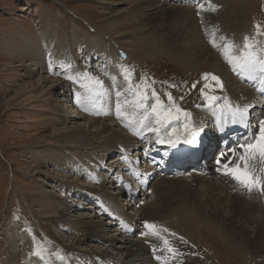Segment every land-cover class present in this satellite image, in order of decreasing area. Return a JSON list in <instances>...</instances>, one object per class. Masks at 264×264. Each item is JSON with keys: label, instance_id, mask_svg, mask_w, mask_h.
<instances>
[{"label": "rangeland", "instance_id": "374dc122", "mask_svg": "<svg viewBox=\"0 0 264 264\" xmlns=\"http://www.w3.org/2000/svg\"><path fill=\"white\" fill-rule=\"evenodd\" d=\"M197 1H166L164 6L167 8L173 5L180 9H165L158 15L150 10L158 5L155 4L157 0H149L151 6L145 0H0V264H26L29 260L37 264H124L121 257H126L128 251L114 249L119 245L117 240L96 239L90 227L76 222L81 215L92 217L96 223H110L105 232H99L101 237L113 235L118 238L116 234H122L123 238L130 241L127 243L128 248L136 249L134 243L139 242L146 250L143 257L148 258L151 253L141 236L144 239L159 236V219L174 207L172 203L177 201L179 193L184 194L186 201L192 203L199 196L206 199L208 195L217 194L221 187L224 192L219 193L220 197L226 191L231 196L242 198V201L259 205L264 212V194L261 195L260 190L247 192L230 176L216 171L218 154L214 145L217 139L208 144L209 157H201L195 168H186L187 165L177 175L158 172L147 190L140 189L139 197L136 198L137 208L140 210L144 202L152 198V208L155 209L152 213L146 212L145 219L137 223L132 220L135 218L133 212L127 218L122 217L129 227L136 224L141 231H132L130 235L123 232L120 234L121 226L117 228L113 224L119 220L113 221L107 216L108 211L117 212L118 206L123 207L130 197L128 192L120 188L122 184L115 177L127 178L126 165L129 170L131 167L127 161L123 162L126 159L122 152L129 153L132 144L138 142L149 155L148 150L157 141V134L147 131L139 123L144 112L133 103L135 85L140 84L143 88L144 83H147L149 109L151 103L155 102L151 98L154 89L165 105L168 104L165 92H169L175 104L191 114L188 119L181 116L178 122H173L172 127L167 129L171 132L175 128L181 133L173 137L188 138L182 134L184 123L191 124L194 132L199 128L207 131L212 126L209 117L216 115L215 108L225 104L224 98L232 106L236 103H249L250 98L254 100L251 106L258 105L255 104V91L239 81L238 76H242L233 71L225 58L223 65L226 73L223 72V75L218 68L207 63L191 62L178 56V50H172L167 43V39L172 38L183 45L184 42L188 43L190 34L193 37L204 34L205 40L199 38L205 43L203 49L221 59L220 49L224 41L216 40L214 47L210 40L217 38L223 25L228 26V30L236 28L239 16L234 13L233 2L225 4L224 0L211 1L215 9L211 10L206 5L209 0ZM201 3L206 6L203 10L199 9ZM181 9H186V14ZM241 12L246 17L249 29L225 32L222 36L227 34V41L236 44L237 53L243 46L244 37H250V42L255 45L254 53L259 60L264 61V0H250ZM256 24L260 25L259 36L255 35ZM125 69L128 70L130 82L124 79ZM203 73L216 75L223 85L222 89L212 87L208 90L210 95L221 98L215 102L214 109L205 105L200 94L204 83L214 85L210 79H202ZM227 73L235 82L229 80L226 83ZM142 77L147 78L146 81H142ZM93 78L102 81L103 87L95 84ZM51 80H57L59 88L52 90ZM194 83L197 85L195 88L192 87ZM259 86L262 87L261 84ZM117 91L121 93L119 97L116 96ZM96 92L101 95L93 103L92 94ZM256 100L262 107L250 108L248 113L251 117L258 111L264 112V103L259 97ZM117 103L121 105L120 118L116 114ZM85 108L88 110L85 111ZM73 113L94 119L96 127L101 126L103 120L113 129L121 131L123 136L118 135L116 139H75L80 136L78 129H83L87 124L82 119L72 118ZM67 116V119L64 118ZM255 118L256 115L253 121ZM146 123L148 127H154V117H149ZM134 129L143 135H135ZM163 133L164 129L161 130ZM114 149L116 152L109 153ZM234 149L238 153L241 151L236 147ZM141 150L137 151L138 155ZM135 153H130L132 165L135 159L136 164H139L140 157L137 158ZM250 163H254L257 174L264 177V171H261L264 163L259 162V158ZM205 164L213 166L207 173L201 171ZM144 165L147 163L139 164L140 167ZM132 176L138 178L137 183L143 177ZM100 180L103 182L101 186ZM169 180L176 189L174 194L165 184ZM213 185L218 189L215 190ZM120 191H124V194H120ZM89 192L92 194H87ZM205 192L210 193L207 195ZM113 194L119 199L116 206L111 198ZM125 211H131V208L127 207ZM223 212L226 214L227 209ZM117 217L122 219L118 212ZM209 218H216V212ZM145 221L157 225L158 234L143 229ZM214 222L218 221L213 220L216 226ZM234 224L236 220L232 223L233 229L236 227ZM165 229L171 230V234H165L171 243L162 240L152 242L159 260L165 255V249L172 248L173 251H169L167 256L173 260L180 259L181 264L264 263L262 236L255 239L251 233L253 239H247L246 243V237L238 236L233 230L244 246L235 247L228 239H223L199 223L191 213L188 217L173 219L172 225ZM140 232L146 234H141L139 238ZM77 239L82 241L80 245L74 244ZM258 240L261 246H258ZM88 245L94 249L84 250ZM101 249L110 255L100 257L98 252ZM34 251L42 252L43 258L35 256ZM109 258L118 262L110 261ZM150 260L142 259L141 264L155 263ZM132 264L139 263L136 261Z\"/></svg>", "mask_w": 264, "mask_h": 264}, {"label": "bare ground", "instance_id": "6f19581e", "mask_svg": "<svg viewBox=\"0 0 264 264\" xmlns=\"http://www.w3.org/2000/svg\"><path fill=\"white\" fill-rule=\"evenodd\" d=\"M138 2L139 1H144V0H137ZM147 2V4L149 6L150 3H149V0H145ZM166 1H169V0H157V3L155 4H158L157 6L155 7H152L150 10L153 11V13H157L158 15H161L165 9H169V10H178L180 9V7H175V6H170V7H166L164 5H166ZM171 1V0H170ZM179 1V0H178ZM211 1H216V0H211ZM250 1V0H249ZM248 0H224V3L227 4V3H232L233 2V5H234V13L237 14L239 17L237 19V23H236V28H228V26H224L223 25V30L220 29V34L217 35V38H215V40H219V41H222L220 39V37L222 36L223 33L225 32H230V33H234L237 29H242V30H248L249 29V26H248V23H246V17L245 15L241 12V10L243 8H245L246 4L249 2ZM145 3V2H144ZM143 3V4H144ZM207 7L209 5V2L208 4H206ZM206 8V6L204 7V9ZM182 11L185 12L186 14V9H181ZM189 13V11H187ZM189 15V14H188ZM175 16V15H174ZM177 16V15H176ZM183 16V15H182ZM187 16V15H186ZM181 17V16H180ZM179 17V18H180ZM174 18V17H173ZM182 19V18H180ZM188 19V17H187ZM189 20V19H188ZM183 21V20H182ZM174 22V21H173ZM176 23V22H175ZM181 24V23H180ZM176 25V24H175ZM185 25V24H184ZM185 27V26H184ZM184 29V28H183ZM186 29V28H185ZM197 29V28H196ZM182 30V29H180ZM192 30V29H191ZM225 30V31H224ZM172 31V30H171ZM194 31V30H193ZM223 31V32H222ZM157 32V31H156ZM161 32V31H160ZM173 32V31H172ZM191 32V31H190ZM175 33V32H174ZM179 33V32H178ZM198 33V31H197ZM196 33V34H197ZM219 33V32H218ZM160 34V33H159ZM194 34H195V31H194ZM201 34V33H200ZM158 36V35H157ZM162 36V34H161ZM196 36V35H195ZM225 36H228L227 34ZM224 36V37H225ZM176 37V36H175ZM203 40L204 39V34H201L200 36L198 35V37H193V34H190L189 37H188V43L182 45L178 42L173 41L172 38H169L167 39V43L169 44V46L171 47L172 50H178L177 53H178V56L180 57H183L187 60H191V62H195V61H200L203 62V63H207L209 64V66H214L216 68H218L222 73H226L225 72V68H224V65H223V62H224V57L222 56L221 59L217 57L216 54H214L213 52L212 53H209L207 52L206 50H204L203 48V45L205 44L204 41L202 40V42L199 40V38H201ZM161 38V37H160ZM162 39V38H161ZM165 39V38H164ZM163 39V40H164ZM213 39V38H212ZM166 42V41H165ZM182 43V41H181ZM225 43V41H224ZM244 43V41L242 42V44ZM239 44V43H238ZM236 45V44H235ZM168 47V46H167ZM174 48V49H173ZM206 48V47H205ZM210 51V49H209ZM237 51V50H236ZM197 63V62H196ZM198 63V64H199ZM225 64V63H224ZM204 65V64H203ZM223 73V75H224ZM243 77H246V78H250L247 74H240ZM44 80V79H43ZM225 80H226V83L231 80V76L227 73L226 74V77H225ZM250 80H254V81H257V79H255V77H252L250 78ZM51 84L53 85L52 87V90H56V87H58V81L57 80H51ZM235 82V81H233ZM60 83V82H59ZM261 83L257 82V86H258V90H260V85ZM58 90V89H57ZM255 94V104H258V105H255V106H251L254 102L253 98H250V102L249 103H236L235 106H232L233 109H236V108H240V109H244L245 107L249 108V110L247 111V117L249 115V119L251 118H254V116L256 115V119L258 120V122L260 120H264V112H256L254 113V115L251 117L250 114L248 112H250V108L252 107H256V108H260L262 107L261 105L262 104H259L258 101L256 100L257 99V94ZM50 98V97H49ZM260 105V106H259ZM258 106V107H257ZM214 109V107H213ZM213 109H211V111H213ZM217 111H219L220 106L218 108H215ZM67 110V109H66ZM217 111H216V114H217ZM131 113V112H130ZM226 114H230L228 111L226 112ZM131 115V114H130ZM136 115V114H135ZM215 115V114H213ZM211 116L209 117V120H210V126H211V119L214 117V116ZM231 115V114H230ZM72 118H79V119H82L85 121V124H87L86 126H84L83 129H78L79 131L78 132V135H80L79 137H75V139H78V138H84V139H89V140H92V139H95L96 138H115L116 136L118 135H122V132L119 131V130H115L112 128V126L108 123H105L103 120L101 121V126H95L96 125V121L94 119H86L83 115L79 114V113H73L72 115ZM138 116V115H136ZM134 117V116H133ZM216 117V116H215ZM64 118H68L67 117H64ZM125 118V117H124ZM129 118V117H128ZM130 119V118H129ZM128 120V119H127ZM30 122V121H29ZM107 122V121H106ZM206 122V121H204ZM255 123V124H250L249 126H245L243 125V127L240 129V130H237V131H234L233 133L237 134V135H240L243 131V129H246L247 130V134L249 135L250 133H255L258 131V124L259 123ZM112 124V123H111ZM240 125V123H238ZM215 125H216V129H218L219 127H223L224 128V131L223 132H226V131H229L231 130V126H234L235 124H233L232 122L230 121H227V120H224V121H221L220 119L216 118V122H215ZM115 127V126H114ZM213 124L212 126L207 130L205 131V129H202V128H199L197 131H196V139L198 140L199 144L198 146H201L202 143L204 142L205 145L203 146V148L200 150V151H196V154L195 156L199 155V154H204V151L207 147V149L209 148V145L208 144H212V142L216 141L218 139V137L216 136L215 134V130L213 128ZM228 128V129H227ZM212 131V132H211ZM210 132V133H209ZM143 133V132H142ZM91 134V135H90ZM235 134H232L230 135V137L234 136ZM143 135V134H142ZM141 135V136H142ZM164 135V133L162 134ZM123 136V135H122ZM246 137V136H245ZM119 138V137H118ZM121 138V137H120ZM166 138V137H165ZM116 139V138H115ZM174 140H179L180 142H185L186 140H191V138H181V137H173ZM108 140V139H107ZM106 140V141H107ZM227 140V138H223L220 140L221 141H225ZM241 139H239L237 142H239ZM73 143V142H72ZM88 143V142H87ZM93 143V141H92ZM95 143V142H94ZM157 143V142H156ZM187 143V142H186ZM104 144V143H103ZM158 144V143H157ZM189 147H186L184 146V148L188 149V148H194L196 146H193L191 143H188ZM163 145H167V143H164ZM230 145V144H229ZM142 145L139 144L138 142H135L132 144L131 146V150L128 152H122L123 154H125V159L127 161V164H131V167H130V174L134 175V176H139V175H144V173H148V174H145L142 178H140L139 182L137 183V187L139 184H144V185H147L148 183H150V180H153V177L154 175H157V173L159 171H161L160 167L159 169L157 170H154L153 168H149V164H153L155 165V162L156 161H152L150 162L149 164L147 163V165H144V167H140L139 164H136L137 162V159H135V163H133L132 165V159H131V155L130 153L133 152V151H136V155H138V150H140L142 147ZM155 147H153L151 149V152L149 153L148 157H150V159H154V156H157L158 155V150L154 149ZM226 149V148H225ZM223 148L221 149L220 146H219V151L222 152ZM116 152V150L114 149L113 151H110L109 153H114ZM154 155V156H153ZM212 155V154H211ZM205 157H209V152L206 150L205 152ZM140 157V154L138 155L137 158ZM193 158V157H191ZM140 159V158H139ZM204 159V158H203ZM145 162V160H143V163ZM212 162V161H211ZM142 165V164H140ZM102 167V166H101ZM212 165L209 164V165H204V168L201 170V171H205L207 172L208 170L212 169ZM161 173V172H160ZM116 175V174H115ZM152 176L150 179H145L144 177L148 178ZM199 177V176H198ZM197 177V178H198ZM116 178L119 179L118 182L121 183V181L123 180L121 177H118L116 175ZM196 178V179H197ZM200 178V177H199ZM206 178V177H205ZM202 180V179H201ZM200 180V181H201ZM208 181H213V180H208ZM204 182V181H203ZM164 183V181H163ZM168 184L167 186H169V189L170 191L174 194V192L176 193V189H174V186L172 183H170V180L168 182H165V184ZM210 183V182H209ZM213 183V182H211ZM210 183V184H211ZM215 183V182H214ZM218 183V182H217ZM100 186L103 184V182L100 180L99 182ZM128 184V182H127ZM209 184V185H210ZM216 184V183H215ZM175 185V184H174ZM205 185H207L205 183ZM204 186V185H203ZM202 186V187H203ZM212 186V185H211ZM122 185H120V188L122 189ZM183 188V187H182ZM213 188L216 190L218 188H215L214 185H213ZM98 189H101L98 188ZM103 189V188H102ZM161 189V188H160ZM203 189V188H202ZM221 191H223V189L220 187L219 188ZM162 190V189H161ZM204 190V189H203ZM206 190V188H205ZM204 190V191H205ZM208 190V189H207ZM212 190V189H211ZM213 190V191H215ZM244 190H246L247 192H249L247 189L244 188ZM92 193L95 192V190H90ZM106 191V190H105ZM167 191V190H166ZM220 191V192H221ZM259 191V190H258ZM91 192L87 193V194H92ZM124 192V191H123ZM122 191H120V194L123 193ZM152 192V191H151ZM154 192V190H153ZM152 192V193H153ZM158 192V191H157ZM169 192V191H168ZM184 192V191H183ZM218 191V193L216 194H211L210 196L208 195L207 198L205 199V197L203 198L202 196L199 198H197V200H194L192 201H189L187 202L186 201V196L181 193L177 194V201H175V203H172V206H174L173 208H170V211L168 210L169 213H166L164 215H161V218L159 219V223H160V226H161V230L159 229V227L157 226V228L159 229L160 231V234L158 237H151V240L150 238L149 239H144L143 236H141V240H143V243L144 244H147V248H149L150 246H153V248H155V252L152 253V260L155 262L154 264H181L180 263V259L179 260H173V258L171 259L170 257L167 256L168 254V249H165V255H162L161 256V260L157 259V258H154V254L157 255V249L155 247L154 244H152V242H157V241H154V240H162V241H168L171 243L170 240L166 239L165 237V234H171V230L169 231H164L165 228H167V226H170L172 225L173 223V219L175 218H178L180 216H184V217H188L189 216V213H191L192 215H194L195 219L201 223L202 225L210 228L211 230L215 231L220 237H222L223 239H228L230 241V243L237 247V246H243V244L237 239V236L233 233V230H235L234 232H237L238 236H241L243 235L244 237H246V240L245 242L247 243V239H253L252 237L254 236V238L256 239L257 237H260L262 236V238L260 239H263L264 237V212L263 210H261L260 206L259 205H256V204H252V203H249L247 202L246 200L242 201L243 199L242 198H239V197H234V196H231L229 195L228 192L225 191L224 193V196L223 197H220V193ZM224 192V191H223ZM222 192V193H223ZM245 192V194H249ZM263 195L264 192L260 191ZM150 193V195L152 194ZM159 193V192H158ZM157 193V194H158ZM186 193V192H185ZM212 193V192H211ZM254 193V192H252ZM105 194V193H104ZM110 194V193H109ZM124 194V193H123ZM140 194V189L138 190V195ZM156 194V195H157ZM204 194V193H203ZM258 194V193H256ZM179 195V196H178ZM205 195V194H204ZM203 195V196H204ZM155 196V195H154ZM190 196V195H189ZM132 197V196H130ZM128 197L127 198V203L122 207V206H118L117 208V212H118V216L119 217H122L124 216L125 218H127L128 214H132L133 212V216H135V218H132V220L134 219L137 222L141 221L142 219H145L144 217H146L147 213L148 212H151L153 211L155 208H152L153 205H152V198L150 199L151 201H148L146 200L145 205H143L141 207V209L139 210L137 208V201H136V198H133V202L131 200V198ZM150 197V196H149ZM192 197V196H191ZM258 197V196H257ZM260 197V195H259ZM107 198L108 197V194H107ZM112 200L115 202V206L118 205L119 203V199L113 194L111 196ZM196 198V197H195ZM242 199V200H240ZM191 200V199H190ZM193 200V199H192ZM185 205L187 206H190V207H193V209H190L188 207H186ZM132 206H134V209L132 208ZM127 207H130L131 208V211H125L127 209ZM167 207V206H166ZM169 207V206H168ZM90 208V207H88ZM111 210L113 209L112 207H110ZM62 209V207H61ZM144 209H147V211H144ZM227 209V213L225 214L223 211ZM48 210V208H47ZM58 210V209H57ZM65 210V209H64ZM136 210H139L138 212H135ZM63 212V211H62ZM117 212L115 211H109V218L110 219H113L116 220V219H120L117 217ZM147 212V213H146ZM197 212L200 214L198 215ZM216 212V218H209L210 216H214ZM135 213H137L135 215ZM152 213V212H151ZM208 213V214H207ZM84 214V213H83ZM224 214V215H223ZM209 215V216H207ZM87 218V219H86ZM95 218V217H94ZM236 220V227L235 229H233L234 226H232V223L233 221ZM121 221H123L124 223H126V221L123 220V217L122 219H120ZM213 220H217L218 222H214L216 224V226L213 225ZM118 221V220H117ZM76 222H80V223H83V226L85 227H90L92 230V233H94V237L96 239H99V240H103V241H114V240H117L119 245H117L114 249L116 248H122L123 250H126L128 251V253H126V257H121L122 258V263L124 264H132L133 262H136L138 261L139 264H141L142 262V259H146L149 261L150 260V257H143L145 256V248H143L140 243L136 242L134 243L135 245H137V248L135 249H130L128 248V245L127 243H130V241H128L129 239L128 238H123L122 237V234L120 232L121 235L119 234H116L118 235V238H115L113 237V235H110L108 236L107 238L106 237H101L99 235V232H105L106 229L108 227H110V223L109 224H103V223H100V221H98L96 223V221L88 216V215H81V216H78V218L76 219ZM231 222V223H230ZM235 223V222H234ZM112 224V223H111ZM113 224H117L118 227H120V224L119 222L115 223L113 222ZM131 224V223H130ZM117 227V228H118ZM132 228V231H135V230H138V231H141V228H138L137 225L135 224V226H131ZM143 229H145L143 227ZM94 230V231H93ZM212 231V232H213ZM145 232V231H144ZM262 232V233H261ZM251 233H253V236H251ZM115 235V234H114ZM130 235V233H129ZM216 235V234H215ZM127 236V235H126ZM217 236V235H216ZM165 237V238H163ZM79 241V242H78ZM135 241V240H134ZM147 241V242H146ZM251 241V240H250ZM255 241V240H253ZM82 241H80V239H77V243H74V244H81ZM257 242V241H256ZM259 242V240H258ZM257 242V243H258ZM70 243V242H69ZM142 243V242H141ZM253 243V242H252ZM263 243V242H262ZM259 245L258 246H261L260 242L258 243ZM140 246V248H138ZM98 247V246H97ZM114 247V246H113ZM241 247V248H242ZM163 247H161L160 249H162ZM82 249V248H81ZM94 248L91 247L90 245H88V248L85 247L84 250H87V251H92ZM245 249V252H246V248ZM231 250V249H230ZM235 250V249H234ZM244 251V250H243ZM260 251V250H259ZM249 252V251H248ZM99 255L100 257H107V255L110 253L107 252L106 250L104 251V249H101L99 252ZM251 253V252H250ZM256 253V252H255ZM181 254V253H180ZM254 254V253H253ZM263 254V252L261 253ZM259 256V255H258ZM261 256V255H260ZM132 257V258H131ZM135 257V258H134ZM263 257V256H261ZM260 258V257H259ZM264 258V257H263ZM108 259V258H107ZM110 259V258H109ZM253 259V258H252ZM261 259V258H260ZM254 260V259H253ZM103 261V260H102ZM110 261H115V262H118V260L116 259H110ZM261 261V260H260ZM263 263V262H262ZM26 264H37L34 260H29L26 262ZM111 264V263H109ZM153 264V263H152ZM196 264H203V262L201 263H196ZM264 264V263H263Z\"/></svg>", "mask_w": 264, "mask_h": 264}, {"label": "snow or ice", "instance_id": "6c2138e0", "mask_svg": "<svg viewBox=\"0 0 264 264\" xmlns=\"http://www.w3.org/2000/svg\"><path fill=\"white\" fill-rule=\"evenodd\" d=\"M209 8L211 10H215L214 7L211 5V0H209ZM204 4H199V9H204ZM199 14V13H198ZM256 28L257 36L261 35L260 25H254ZM213 37H215V32L213 33ZM220 39L222 41H226L223 43L221 47V54L225 58L226 62H228L234 72L238 74H247L250 78L254 77L255 73L259 72L260 74V82L262 87L260 91L264 94V61L258 59L257 55L254 53L253 49L255 45L250 42V37H244L243 46L239 49V52H236V45L231 42L227 41V37L221 36ZM210 43L213 46H216V40L213 38L210 40ZM124 79L125 81L130 82V76L128 74V70H124ZM115 79V77H113ZM147 78L142 77V81H146ZM202 79L204 81H208L209 79L214 82V85H210L209 83H204L203 86L200 88V94L203 100L205 101V105L208 107L215 106V102H217L220 97L215 95H210L209 91L212 87L222 89L223 85L220 81L219 77L211 73H203ZM95 84H98L103 87V82L100 81L98 78H93ZM197 85L194 83L192 85L195 88ZM147 83H144L143 88L140 84L135 85V90L133 91V96L135 100L133 101L134 105L138 109H142L144 112L143 118L139 121L141 126L145 128L149 132H154L157 134V143L164 144L167 143L172 147H175L177 143L180 141L174 140L173 136H180L181 133L172 128V131H167L168 128L172 127L173 122H178L180 117L183 116L185 119L190 118L191 114L187 111L182 110L179 108L174 99L169 92H165V95L168 98V104L165 105L159 95L152 90L151 98L155 101L151 103V107L149 109L147 105L148 96H147ZM131 90V88H130ZM101 93L96 92L92 94V101L95 103V99L100 96ZM121 93L119 91L116 92V96L119 97ZM183 99V97H181ZM225 99V104L220 105L221 109H226L231 114V121L232 123H241L247 126V108L244 109L236 108L233 109L231 104L227 102ZM83 107V105H81ZM85 111L88 109L85 108ZM97 114H100L97 112ZM116 114L117 117L120 118L121 116V105L119 103L116 104ZM149 117H154V127H148L146 121H148ZM127 126V125H126ZM164 129V135L161 134V130ZM220 132L224 131L223 127H219L217 129ZM134 134L139 136L141 132L139 130L134 129ZM186 137H192L191 140H186L185 142L191 143L193 146L198 147V140L196 139V132L192 130V125L189 123H184L183 125V133ZM166 137V138H165ZM238 149L241 151L238 153L235 149H229L227 152H221L218 154L217 159L215 161L217 168L216 171L221 173L224 176H230L233 180H235L241 187L247 189L251 192L253 189L260 190L264 192V177L257 174L255 170V164L250 162L257 161L259 158V162L264 163V120H260L258 124V132L253 134V139L251 142L248 143H240L237 146ZM228 153H231L229 155ZM264 171V169H261ZM144 228L147 229L150 233L158 234L157 225L154 223H150L145 221ZM164 231H168L164 229ZM146 234V233H142ZM167 243V241H165ZM168 251H173L172 248H169ZM35 256L42 257V252L34 251L33 253Z\"/></svg>", "mask_w": 264, "mask_h": 264}]
</instances>
